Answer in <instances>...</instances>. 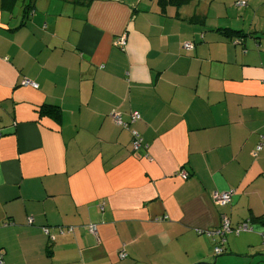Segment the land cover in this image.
Here are the masks:
<instances>
[{"label": "crops", "instance_id": "crops-1", "mask_svg": "<svg viewBox=\"0 0 264 264\" xmlns=\"http://www.w3.org/2000/svg\"><path fill=\"white\" fill-rule=\"evenodd\" d=\"M23 15L0 0V264H264V0ZM223 214L252 229L217 255Z\"/></svg>", "mask_w": 264, "mask_h": 264}, {"label": "built area", "instance_id": "built-area-1", "mask_svg": "<svg viewBox=\"0 0 264 264\" xmlns=\"http://www.w3.org/2000/svg\"><path fill=\"white\" fill-rule=\"evenodd\" d=\"M238 3L243 4V2H238ZM116 43L118 46L123 47L126 43L124 36L119 37ZM182 47L184 49L188 50L192 47V43L186 41L183 43ZM23 83L29 84L33 87L37 86L36 83L29 81V80H24ZM111 116H112L113 121L117 125H120L124 128H128L129 121H124L118 112H112ZM138 118H139V114L134 112L130 116V122H134ZM131 133H132V148L133 149H138L140 147L146 148L148 146V144L143 141V139L140 137V135L138 134L137 131L131 130ZM261 138L262 139H261L260 143L257 145L256 151L254 152V155L261 148L262 141H264V137H261ZM181 175L185 178V177H187L188 174L185 171H183L181 173ZM233 193H234L233 189H228L226 191L216 193L214 198H215L216 202H218L220 205H227L231 202ZM29 220H31V218H29ZM89 229H90V232L96 233V225L95 224H90ZM251 229L252 228H251V225L249 223V220H244V221L239 222L236 225H232L228 215L223 214L221 216L219 227L209 234L211 237L217 236V238H218V240L216 242H214V246H213L214 253L215 254H221L223 252V249H224L223 248V244H224L223 241H224L225 234L227 232H234V233L238 234L241 231H250ZM69 230H71V228ZM45 231L47 232L46 229H45ZM260 234H261L262 238L264 239V229L260 232ZM214 240H215V238L213 239V241ZM119 255L121 258H124L126 256V254L124 252H120Z\"/></svg>", "mask_w": 264, "mask_h": 264}, {"label": "trees", "instance_id": "trees-1", "mask_svg": "<svg viewBox=\"0 0 264 264\" xmlns=\"http://www.w3.org/2000/svg\"><path fill=\"white\" fill-rule=\"evenodd\" d=\"M170 1L174 5H182L184 3H187L190 0H170ZM17 2H19L23 8V13L25 14L23 16H27L28 13H30L31 10L34 8V0H2V5L5 7H12V5L16 4ZM23 21H25V18H23ZM40 112L48 114L54 119V121H58L59 116H60L59 107L57 105L45 104L43 107L40 108ZM249 223L250 225L252 224L250 220H249ZM263 242H264V239H263ZM223 248L224 249L222 253L226 251V247L224 244H223ZM0 257H2V254H0Z\"/></svg>", "mask_w": 264, "mask_h": 264}, {"label": "bare ground", "instance_id": "bare-ground-1", "mask_svg": "<svg viewBox=\"0 0 264 264\" xmlns=\"http://www.w3.org/2000/svg\"><path fill=\"white\" fill-rule=\"evenodd\" d=\"M218 255V254H217Z\"/></svg>", "mask_w": 264, "mask_h": 264}]
</instances>
